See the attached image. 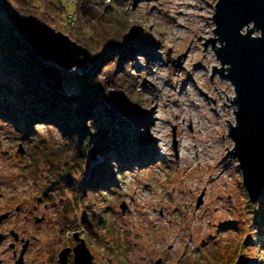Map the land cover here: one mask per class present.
<instances>
[{
  "label": "rangeland",
  "instance_id": "rangeland-1",
  "mask_svg": "<svg viewBox=\"0 0 264 264\" xmlns=\"http://www.w3.org/2000/svg\"><path fill=\"white\" fill-rule=\"evenodd\" d=\"M109 1L144 39L132 43L129 70L147 120L94 124L98 141L105 137L119 150L98 157L109 163L111 174L103 182L96 179L93 203L50 177L46 159L36 158L35 152L49 153L65 143L57 124L35 123L21 134L0 113V211L21 205V213L43 215L39 223L32 215L25 221L27 264H50L61 249L76 244L74 232L85 240L92 264H155L157 259V264H264V186L250 198L231 152L236 149L230 126L236 123L234 105L227 100L234 95L231 79L211 78L212 68L190 75L185 62L192 56L193 62L205 63L203 54L213 58L220 45L212 16L218 0ZM0 15L9 20L2 5ZM241 32L260 35L252 23ZM2 105L14 107L4 99ZM223 108L226 116L210 126L214 112ZM118 135L123 141L113 142ZM81 172L77 167L69 172L76 186ZM85 206L89 227L80 219ZM64 213L71 219L66 228ZM70 254L67 264H73Z\"/></svg>",
  "mask_w": 264,
  "mask_h": 264
},
{
  "label": "trees",
  "instance_id": "trees-1",
  "mask_svg": "<svg viewBox=\"0 0 264 264\" xmlns=\"http://www.w3.org/2000/svg\"><path fill=\"white\" fill-rule=\"evenodd\" d=\"M0 3L8 14L17 11L41 27L62 30L87 49L85 65L68 71L54 61L42 60L12 23L0 15V74L9 79L0 78V113L21 134L35 123L57 124L65 143L49 153L35 152L36 158L46 159L50 177L71 190L75 187L96 203L94 193L99 186L96 179L100 183L111 174L109 163L98 161V157L107 159L108 152L118 151L119 147L117 143L109 145L105 137L98 141L94 124L99 120L119 125L124 121L136 124L147 120L146 108L135 91L136 77L129 70L132 43L139 44L144 39L133 34L129 21L115 13L109 0H0ZM2 99L12 102L14 107L1 106ZM19 122H25L27 129H22ZM123 138L118 135L113 142H122ZM75 167L82 170L77 186L69 174ZM86 212L85 206L80 219L89 227ZM65 217L64 228L71 224V219L66 214Z\"/></svg>",
  "mask_w": 264,
  "mask_h": 264
},
{
  "label": "water",
  "instance_id": "water-1",
  "mask_svg": "<svg viewBox=\"0 0 264 264\" xmlns=\"http://www.w3.org/2000/svg\"><path fill=\"white\" fill-rule=\"evenodd\" d=\"M217 3L223 11L214 16V21L220 36L228 38L233 45L234 52L229 60L241 96L238 125L231 130L236 140L234 153L242 169L244 185L254 200L264 186V0H218ZM8 19L42 60L54 61L67 69L85 65L86 47L63 31L41 27L17 11L10 12ZM250 23L260 35L241 32V28ZM121 207L124 209L125 205ZM4 216L1 214L0 220ZM73 238L76 244L72 248L59 251L62 264H66L71 250L73 264H92L93 255L85 240L78 232H74ZM158 262L160 259L155 264Z\"/></svg>",
  "mask_w": 264,
  "mask_h": 264
},
{
  "label": "bare ground",
  "instance_id": "bare-ground-1",
  "mask_svg": "<svg viewBox=\"0 0 264 264\" xmlns=\"http://www.w3.org/2000/svg\"><path fill=\"white\" fill-rule=\"evenodd\" d=\"M223 11L222 8H220L218 6V3H216L215 7H214V12H213V17L219 13H221ZM215 33L217 34V38L219 40L218 43H220V45H216L213 49H214V53H213V58L211 57H207V54H203L204 58H205V63L201 62L200 64L196 62H193L192 60V56H188L185 58V62L187 63V66H189V71H190V75L192 74H196V72H198L199 70H202L204 72H207L212 68L211 70V74L210 77L214 78V77H218L219 79H224L226 78V76L228 77V79H231V84L233 85V90H234V95L232 97H227V100L229 103L234 105V109H233V115L235 117L236 123H231L230 126H236L238 125V120H237V113L240 111L241 109V96H240V92L238 90L236 81L233 80V76L235 75V70L234 67L231 63V61L229 60V57L233 54L234 49H233V45L230 42V40L228 38L225 37H221L220 36V31L219 28L216 26L215 27ZM153 57H157L153 56ZM217 62V64H216ZM194 86L195 84L192 83ZM186 86H189V84H187ZM186 93L192 94V92H189L188 88H184ZM193 101H195L196 99V95L192 96ZM199 105V104H198ZM225 111H227L225 108L222 109V112L220 113H215L214 117L215 120L213 122L210 123V126H212L213 124H218L219 122H217L216 119L221 120L224 116H226L227 113H225ZM185 112L184 108L179 109L178 113L180 115H183V113ZM178 114V115H179ZM45 124V123H43ZM233 140V139H232ZM234 144H236V140L234 139ZM180 145L182 147H186L185 143L182 144V140L180 142ZM235 148V146H234ZM231 150L232 153L235 152V150ZM183 157H185V155L183 154ZM216 177L212 178V180H215Z\"/></svg>",
  "mask_w": 264,
  "mask_h": 264
},
{
  "label": "flooded vegetation",
  "instance_id": "flooded-vegetation-1",
  "mask_svg": "<svg viewBox=\"0 0 264 264\" xmlns=\"http://www.w3.org/2000/svg\"><path fill=\"white\" fill-rule=\"evenodd\" d=\"M34 209H37V206H34ZM21 212V205H16L14 210L5 209L0 211V214L5 213V216L0 220V264L28 263L27 252L30 247V239L25 235V221L28 219V215H32L34 221L39 223L43 219V215L38 218L39 216L33 214L31 210L28 213ZM71 251L68 254L66 264ZM52 258L54 260L52 259L50 264H62L58 255Z\"/></svg>",
  "mask_w": 264,
  "mask_h": 264
}]
</instances>
